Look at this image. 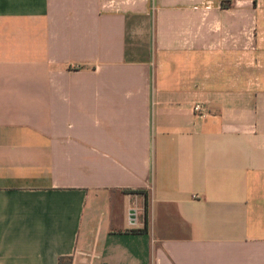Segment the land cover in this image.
Returning a JSON list of instances; mask_svg holds the SVG:
<instances>
[{"label":"crops","instance_id":"1","mask_svg":"<svg viewBox=\"0 0 264 264\" xmlns=\"http://www.w3.org/2000/svg\"><path fill=\"white\" fill-rule=\"evenodd\" d=\"M60 255L264 264V0H0V264Z\"/></svg>","mask_w":264,"mask_h":264},{"label":"trees","instance_id":"2","mask_svg":"<svg viewBox=\"0 0 264 264\" xmlns=\"http://www.w3.org/2000/svg\"><path fill=\"white\" fill-rule=\"evenodd\" d=\"M222 5L225 6V3L222 2ZM133 193H142V191L138 190V191H135ZM143 213H144V216H146V213H147V201L146 200L143 201ZM138 231H140V232L146 231V226H144L142 229L132 230V232H138ZM57 264H72V256L71 255H60V256H58Z\"/></svg>","mask_w":264,"mask_h":264},{"label":"built area","instance_id":"3","mask_svg":"<svg viewBox=\"0 0 264 264\" xmlns=\"http://www.w3.org/2000/svg\"><path fill=\"white\" fill-rule=\"evenodd\" d=\"M192 112L195 116H197L200 119H205L209 115L207 107H205L200 103H196L193 105ZM129 214L131 218H133V216L136 215V209H131Z\"/></svg>","mask_w":264,"mask_h":264},{"label":"rangeland","instance_id":"4","mask_svg":"<svg viewBox=\"0 0 264 264\" xmlns=\"http://www.w3.org/2000/svg\"><path fill=\"white\" fill-rule=\"evenodd\" d=\"M136 213H137V211H136ZM138 215V214H137Z\"/></svg>","mask_w":264,"mask_h":264}]
</instances>
